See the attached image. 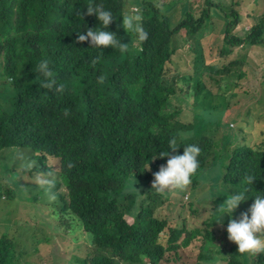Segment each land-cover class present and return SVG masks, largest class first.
Wrapping results in <instances>:
<instances>
[{
    "label": "trees",
    "instance_id": "obj_1",
    "mask_svg": "<svg viewBox=\"0 0 264 264\" xmlns=\"http://www.w3.org/2000/svg\"><path fill=\"white\" fill-rule=\"evenodd\" d=\"M174 1L183 5L179 22L168 10ZM254 1L261 6L264 2ZM92 2L117 18L108 30L129 43L126 54L111 48L101 54L87 41L74 43L77 32L98 26L95 16L79 15L89 0H0V157L18 155L25 162L12 170L18 185L41 187L51 200L46 206L33 201L36 205L27 210L35 224L46 227L44 239H35L28 221L15 220V233L0 238V264H19L13 253L18 241L31 247L28 259L34 263L49 251L66 254L62 242L74 240V232L89 237L98 253L104 251L93 264H264V253L239 254L227 239L228 217L215 223L224 197L241 188L246 175L255 177L254 191L264 192V117L255 114L264 104V76L261 90L244 92L249 101L240 108L244 114L238 110L227 116L226 110L214 107L213 118L201 113L212 107V97L222 98L228 109L248 73L260 75L256 68L264 59H256L253 70L247 55L239 52L256 49L264 55V18L238 35L245 0ZM137 12L148 33L142 44L119 25L122 15ZM185 45L186 62L178 68L175 58ZM41 59L50 61L63 93L39 88L35 67ZM206 93L207 108L184 123L183 111L201 97L204 102ZM233 121L237 127L230 130ZM178 133L185 135L180 147L195 144L201 149L198 174L179 193L182 198L203 185L202 175L213 177L206 184L213 200L204 202L209 207L204 227L191 229L185 222L179 226L156 216L164 202L179 195L150 192L153 173L167 160L159 153L168 150V140ZM182 152L179 148L170 154ZM146 183L145 197L130 192L132 185ZM9 192L15 200L16 192ZM252 203V197L242 202L233 218ZM190 205L198 215L199 206ZM8 210L2 223L12 221ZM48 210L51 218L46 220ZM216 226L224 232L209 242Z\"/></svg>",
    "mask_w": 264,
    "mask_h": 264
},
{
    "label": "clouds",
    "instance_id": "obj_2",
    "mask_svg": "<svg viewBox=\"0 0 264 264\" xmlns=\"http://www.w3.org/2000/svg\"><path fill=\"white\" fill-rule=\"evenodd\" d=\"M85 9L86 11L83 10L79 12V15L82 18L85 15L95 16L98 26L94 29L87 27L86 31L77 32L74 43H83L87 41L90 43L92 49L98 50L101 54H103V50L107 48L118 50L121 54H126L129 51V43H122L121 37L115 32L108 30L109 25L117 20V18H114L113 13L106 10L102 5L93 3L92 0H89ZM245 16H249V14H243V22L239 27L238 35L249 32L253 26L259 24L264 18V10L261 14H255L250 17L253 22L251 27L243 25ZM120 18H122V23L119 24L120 28L128 35L131 34V36H134L137 43L142 44L147 40L148 33L143 27V16L139 14V12L136 14L125 13ZM98 60L99 55L93 59L92 63H96ZM35 73L39 75L37 84L40 89L48 91L54 90L57 93H63L65 91L64 85L57 83L48 59H41L37 63ZM64 115H69L68 109L64 110ZM184 139L185 135L178 133L168 140V150L159 153V158H167V160L166 164L162 165L157 172L153 173L150 192L162 197H166L170 193L173 195L179 194L191 184L193 176L198 174V169L200 167L198 158L201 155V149L195 144H186L180 147V143L183 142ZM179 148L183 149L182 154H170L175 153ZM157 158L156 154L152 160ZM212 178V175H202V183L205 185L209 184ZM255 180L253 175H246L242 181L243 186L239 189L230 191V194L228 193L227 196L224 197V202L215 211V223L222 224L223 218L228 217L226 227L227 239L237 246L239 254L256 255L264 253V192L253 190L252 185ZM131 190H134L133 185L131 186ZM142 193L143 191L136 193L139 195V199L145 197ZM250 197L253 198V203L248 210L241 213L238 218H233V213L238 206L242 202L247 201ZM202 199L211 202L213 200L212 193L206 192ZM74 238L75 241L66 238L65 243H67L68 240H72L73 243H87L89 247L87 252H72L69 255L66 254L68 256L72 254L78 255L80 257V264H93L92 261L94 257L104 252L98 253V247L92 243L89 237L74 234ZM113 260H115V258L107 259V261L110 262Z\"/></svg>",
    "mask_w": 264,
    "mask_h": 264
},
{
    "label": "rangeland",
    "instance_id": "obj_3",
    "mask_svg": "<svg viewBox=\"0 0 264 264\" xmlns=\"http://www.w3.org/2000/svg\"><path fill=\"white\" fill-rule=\"evenodd\" d=\"M169 0H159L160 3L162 2H168ZM225 3H228L229 0H223ZM182 7L181 3L178 1H174L173 3H170L168 10L172 11V15L174 18L175 22H179V20L182 17ZM264 10V2L262 3V6L258 3L255 2L254 0H245L243 3V13L244 15H250V16H245V21L243 23L244 26L251 27L253 25L252 20L250 17L255 14H261ZM136 8L133 9V13L136 12ZM202 42V41H201ZM189 48V45H185V47H181L179 54L175 58V64L177 65L178 68L183 67L185 64V52ZM241 54L247 55V63H249L252 67L253 70H255V65H256V59L262 58L264 59V55L260 54L259 52H256V49H249L246 53L245 52H239ZM259 72V76L253 77L254 74H251L250 72L248 73V78L246 80L241 81V87L239 89H235V92H239L240 94L238 97H236L234 100L230 101L228 104V109H227V103L222 100L220 97H212V107L208 110H202L206 107V103L209 99V94L206 93V95L203 97L204 102L201 101V99H197V102L193 106L186 107V109L183 111V115L185 117V120L183 121L184 123L191 122L192 121V116L195 112L197 111H203L201 112L204 115H208L210 117H215V115L212 113L213 112V107L214 108H222L223 110H226V115L228 116L231 112L238 111L241 112L242 114L245 113V111H242L240 108H246L247 105L249 104L248 99L245 97L244 92L248 88H253L255 87L256 89L261 90L262 89V82L260 79L264 76V65L258 66L256 68ZM177 73H173L172 77H176ZM172 80V79H170ZM4 92L1 91L0 94H3ZM208 94V95H207ZM240 102V104L238 103ZM251 105V103H250ZM258 105L256 103H253L251 106ZM262 109V110H261ZM255 114L261 117H264V104H260L258 106V110L255 111ZM225 123V122H224ZM223 123V124H224ZM226 124V123H225ZM240 125H243L241 123ZM230 130H233L237 127L236 121H233L229 123L228 125ZM25 166V162H22V160L18 157V155H14V157H11L10 153L4 154L2 157H0V207L2 206L0 210V238L2 235L6 232H10V234H14L16 231L15 226H18L17 224L14 225L15 220L20 221L21 223L24 222H29V226L34 227L35 230V235H36V240H43L44 233L46 231V227L40 224H35L34 221L32 220L31 214L28 213L27 210L30 211V204L33 203L36 205L38 203L39 205H47L51 202L49 200L50 193H46V195H42L41 193V187H36L34 185L32 186H21L18 185L19 181L17 180V174L16 176L14 175L15 173L12 171L13 167H17L18 169L22 168ZM147 186L146 184H137L130 192L138 193L141 191H145V188ZM14 191L15 197L13 200L10 198L13 196V192H11V195L9 191ZM206 192H209V185H201L197 189L192 190L188 192L187 195L182 198V195H178L177 197L174 196L171 201H166L164 202V205L157 211L156 216L161 218V219H168L172 221H176L178 225L180 226L182 222H185L186 225L189 228H200L204 227L203 221L208 219L209 214H208V208L204 202L209 204V201L203 200V196ZM212 192H214L212 190ZM8 199V200H7ZM35 201L36 203H34ZM182 202V203H181ZM195 203L197 206H199V214L195 212L197 210L196 206H191L190 204ZM38 209L40 210V206H38ZM9 209L6 213L7 216H11V222L9 223H2V219L4 217V210ZM37 209V210H38ZM16 210H18L17 214L14 213ZM50 210V209H49ZM48 210V213L44 215V219L49 220L48 218L50 217V211ZM26 216H22V215ZM24 221V222H23ZM127 221L129 223H132L133 220L131 218L127 217ZM38 232V235H37ZM224 232V227L221 226H216L213 229V235L212 238L210 239L209 242H214L218 240L221 237V233ZM75 234H79V232H74ZM9 234V238L11 239ZM13 237V235H12ZM208 235H206V238ZM1 240V239H0ZM63 246L66 250V254H71L72 252L75 253H80V252H87V249L89 248L87 243H73L72 240H68L67 243H63ZM11 249V248H10ZM13 253L16 254L17 261L19 264H31V262H35L34 259H28V257L33 253V250L31 247H28L20 241L15 242L13 246ZM65 253H60L59 256H56L49 251L48 253L45 254L46 258H41V262L39 263H34V264H80L79 260L80 257L76 254H72L71 256L66 255ZM71 259H70V258ZM39 258V257H38ZM37 262V261H36ZM82 264V263H81Z\"/></svg>",
    "mask_w": 264,
    "mask_h": 264
}]
</instances>
